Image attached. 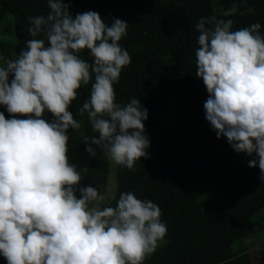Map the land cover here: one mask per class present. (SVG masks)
Returning <instances> with one entry per match:
<instances>
[{
  "label": "clouds",
  "instance_id": "9594fccd",
  "mask_svg": "<svg viewBox=\"0 0 264 264\" xmlns=\"http://www.w3.org/2000/svg\"><path fill=\"white\" fill-rule=\"evenodd\" d=\"M46 5V14L27 17L25 47L0 53V106L10 114L0 112V256L6 264H142L167 231L158 205L121 191L115 206H102L105 194L80 184L67 155V130L81 127L68 108L91 78L80 104L94 133L82 135L85 152L99 148L130 170L148 157L147 109L136 97L117 102L113 88L131 60L119 43L128 23H105L91 9L72 15L65 0ZM232 23L198 19L195 76L210 129L264 182V33L259 22ZM84 49L91 62L78 54Z\"/></svg>",
  "mask_w": 264,
  "mask_h": 264
},
{
  "label": "trees",
  "instance_id": "16d2710c",
  "mask_svg": "<svg viewBox=\"0 0 264 264\" xmlns=\"http://www.w3.org/2000/svg\"><path fill=\"white\" fill-rule=\"evenodd\" d=\"M69 12L94 10L105 23L120 18L128 23L119 41L130 57L113 84L117 102L138 98L147 109L144 131L150 140L148 157L139 158L130 170L117 164L116 188L104 205L115 206L121 191L150 199L160 209L167 231L165 243L146 254L142 264H254L244 239L258 229L252 217L264 207V182L258 167H248L249 157L235 152L221 136L217 138L204 118L205 86L195 76V48L201 16L213 23L231 19L237 29L259 22L264 33V0H65ZM0 8L13 17L14 54L30 39L31 15L46 14V0H0ZM234 9V11H233ZM91 62L88 50L78 53ZM93 80L81 85L78 98L68 110L80 121V129L68 131V157L87 154L82 135L94 134L86 114L80 113L81 96L89 93ZM174 95L180 122L168 126L162 120L166 95ZM6 118L10 115L3 111ZM46 119L51 115L45 113ZM201 130V142L196 135ZM106 152L97 149L90 167L105 173ZM215 190L222 203L214 213L198 204V198ZM246 242V241H245Z\"/></svg>",
  "mask_w": 264,
  "mask_h": 264
},
{
  "label": "rangeland",
  "instance_id": "374dc122",
  "mask_svg": "<svg viewBox=\"0 0 264 264\" xmlns=\"http://www.w3.org/2000/svg\"><path fill=\"white\" fill-rule=\"evenodd\" d=\"M15 34L13 26V17L10 13L0 8V53L5 56H12L14 54ZM89 93L81 96L82 100L88 97ZM164 111L162 113V120L168 126L177 125L180 122V114L177 102L174 95L168 94L164 100ZM5 111L3 106H0V112ZM196 142H201V130L197 132ZM108 160V167L105 173L96 171L90 167V157L88 154H77L74 158V163L81 171L82 179L81 185L91 184L97 186L99 191L105 194V200L101 201V205L107 203L113 196L116 188V173L117 164L105 153ZM222 203L221 195L215 191H209L198 198V204L208 213H214ZM253 227L264 221V207L255 214L252 219ZM244 243L249 247L248 253L254 264H264V229H258L249 237L244 239ZM164 240H158L155 249L162 246ZM154 249V250H155ZM0 264H6V260L0 256Z\"/></svg>",
  "mask_w": 264,
  "mask_h": 264
}]
</instances>
